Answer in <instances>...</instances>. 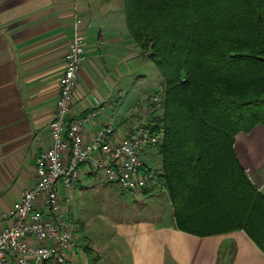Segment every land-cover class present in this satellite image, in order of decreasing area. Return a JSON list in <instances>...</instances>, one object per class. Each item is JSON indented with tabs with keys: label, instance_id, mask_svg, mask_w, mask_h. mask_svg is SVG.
I'll use <instances>...</instances> for the list:
<instances>
[{
	"label": "trees",
	"instance_id": "obj_1",
	"mask_svg": "<svg viewBox=\"0 0 264 264\" xmlns=\"http://www.w3.org/2000/svg\"><path fill=\"white\" fill-rule=\"evenodd\" d=\"M124 1L127 29L163 79L152 115L176 227L242 229L264 252V193L234 149L238 132L264 125V0Z\"/></svg>",
	"mask_w": 264,
	"mask_h": 264
},
{
	"label": "crops",
	"instance_id": "obj_2",
	"mask_svg": "<svg viewBox=\"0 0 264 264\" xmlns=\"http://www.w3.org/2000/svg\"><path fill=\"white\" fill-rule=\"evenodd\" d=\"M124 4V0H0V213L32 186L36 159L51 144L49 125L75 15L83 19L87 57L70 118L85 113L98 98L102 114L87 126L85 139H91L110 116L115 118V141L138 122L140 114L115 116L111 110L114 89L120 86L115 79H122L130 71L131 59L140 55L126 26ZM140 103L134 105L136 110ZM234 149L264 193V125L238 132ZM145 158L159 163L148 154ZM84 170L80 178L95 173ZM169 206L170 215L161 212L144 223L141 219L125 248L118 242L102 245L88 240L84 246L89 253L78 244L77 259L88 264H264V252L244 230L189 233L176 227L170 199Z\"/></svg>",
	"mask_w": 264,
	"mask_h": 264
},
{
	"label": "built area",
	"instance_id": "obj_3",
	"mask_svg": "<svg viewBox=\"0 0 264 264\" xmlns=\"http://www.w3.org/2000/svg\"><path fill=\"white\" fill-rule=\"evenodd\" d=\"M82 22L81 16H74L56 112L49 125L51 144L36 159L32 186L8 211L0 213V264H88L77 259L79 227L69 208L71 190L84 168L132 196L144 194L150 185L162 184L161 169L145 158L163 142L164 128L154 126L156 116L142 118L119 141H115L114 116L99 126L91 139L84 137L87 126L102 114L98 98L85 113L70 118L80 69L87 57ZM162 101L161 90L151 97L157 109H162Z\"/></svg>",
	"mask_w": 264,
	"mask_h": 264
},
{
	"label": "rangeland",
	"instance_id": "obj_4",
	"mask_svg": "<svg viewBox=\"0 0 264 264\" xmlns=\"http://www.w3.org/2000/svg\"><path fill=\"white\" fill-rule=\"evenodd\" d=\"M137 50L140 55L131 59L130 71L122 79H115L120 82V86L114 89L116 97L111 102V110L115 116L124 115L126 112L135 116L140 114L137 116L140 121L144 117H151L155 112H161L153 106L150 97L161 90L163 79L154 62L143 56L139 47ZM120 68L122 70L124 67L121 65ZM139 102L140 111L134 107ZM153 153L151 158L159 162L156 167L160 168L158 149ZM150 186L152 188L148 189L149 195L132 196L122 191L116 184L103 182L97 173L80 178L79 183L71 190L72 200L69 208L79 227L76 233L77 242L84 247L87 254L89 251L84 244L88 240L102 245L118 242L125 248L141 219L144 223V220L154 218L161 212L170 215L165 186L162 184Z\"/></svg>",
	"mask_w": 264,
	"mask_h": 264
}]
</instances>
